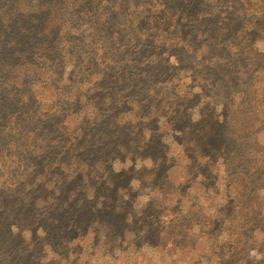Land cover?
Instances as JSON below:
<instances>
[{
	"label": "rangeland",
	"instance_id": "374dc122",
	"mask_svg": "<svg viewBox=\"0 0 264 264\" xmlns=\"http://www.w3.org/2000/svg\"><path fill=\"white\" fill-rule=\"evenodd\" d=\"M8 1L0 264H196L207 235L232 248L227 177L255 163L223 144L228 127H208L197 158L190 143L206 117L238 126L233 98L264 92V24L247 30L246 0H50L68 17L53 30L55 6ZM253 139L264 168V132ZM212 145L233 163L210 159ZM256 249L250 259L263 260Z\"/></svg>",
	"mask_w": 264,
	"mask_h": 264
},
{
	"label": "trees",
	"instance_id": "16d2710c",
	"mask_svg": "<svg viewBox=\"0 0 264 264\" xmlns=\"http://www.w3.org/2000/svg\"><path fill=\"white\" fill-rule=\"evenodd\" d=\"M13 1H15L16 7L22 5L21 0ZM31 2H33V0H31ZM44 2H46L48 5L43 6V9H49L53 6L56 7L54 12H52L49 17H45V20H47L45 21L44 25L48 28H51L50 30H53L60 24L65 26V24L68 22V17L66 16V13H64V9L59 7V4L55 1L50 0H39L38 6L43 5ZM8 4V0H0V12L3 9L8 11ZM245 4L247 17L249 18V23L246 25L247 30L248 28L263 25L264 0H246ZM32 6L34 7V5ZM21 9H24L25 14L30 11V9H26L24 6H22L20 10L18 9V13H21ZM5 16L6 15L0 14V25L7 24V20L11 19L14 14L11 16L7 15V19ZM63 16H66V18L63 19ZM54 20L55 24L50 26V23L54 22ZM240 38L243 42H247L245 35L241 34ZM40 74L42 77H46L50 74V72L48 69H46L44 74ZM233 100L234 102L231 105V110L232 115H237L240 120L238 126L234 127L230 125L229 121L225 124L220 123V120H218L217 116H213L212 119H207L206 117L203 122H200L204 128V131H196L199 136H194V141L190 143V146L196 153L195 156L197 158L201 153H203L202 150L208 147L207 140L209 137L208 133L210 131H207V133L205 130H208V127H220V131H222L224 128L226 129L228 127L230 128V132L227 135V139H223V134L219 135V137L224 140L223 144H225V146L228 144L236 146L241 145L240 149L244 151L242 162L248 163V165L250 163H255L251 169H248V171L247 167H244L243 170L245 171L235 172L231 179L227 177L228 184H234L238 187V193L236 197H234L227 206V212L230 214L229 221L233 226L237 225V227L231 231V242L233 243L232 248L226 247L225 245L223 248H219L220 250H218V247L215 245L210 246L211 235H207L205 239V243L207 244L206 250L202 249L200 251L201 255L198 256V261L202 262L201 264H264V259L260 261H254L253 259H250L251 252L257 251L256 247L258 248L259 252H264V168L262 167L261 162H259V160L253 155L254 150L257 147L256 139H253V136L260 132H264V92L259 93V91H256L255 93L239 94L235 99L233 98ZM206 122L209 123V126L207 127ZM216 131L217 130H215L214 135H212L211 138H214ZM200 143H202L203 147L200 145ZM225 146L222 149L220 146L212 145V150L210 151V154L212 155L209 158L215 162L218 159H224L226 164L233 163V161H231L229 158L234 157L235 154L233 153L229 158L224 157L225 155L223 152L229 151L228 149H225ZM4 165L5 164H2L0 159V171L4 170ZM70 166L76 168L77 164L71 162ZM20 178L27 183L31 180V177L28 175L20 176L18 179ZM43 178L44 177H39L32 183L36 184L38 182H43ZM6 179H9L11 182L9 185H17L20 183H13L15 178L12 176ZM6 179L4 181H6ZM44 187L48 191H53L55 193L57 192L56 186L51 183H45ZM41 203L43 202H38L39 205ZM96 225L99 226V223H96ZM190 229V227H188L187 230L183 229L184 234L176 235L178 240L177 244H182L181 247L178 248L179 253L190 248L188 247L191 236Z\"/></svg>",
	"mask_w": 264,
	"mask_h": 264
}]
</instances>
